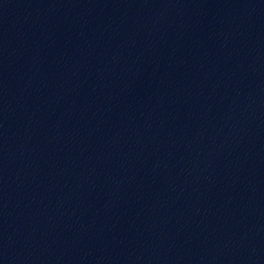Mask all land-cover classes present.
<instances>
[{"label":"water","instance_id":"1","mask_svg":"<svg viewBox=\"0 0 264 264\" xmlns=\"http://www.w3.org/2000/svg\"><path fill=\"white\" fill-rule=\"evenodd\" d=\"M200 0H0V263L124 115Z\"/></svg>","mask_w":264,"mask_h":264}]
</instances>
